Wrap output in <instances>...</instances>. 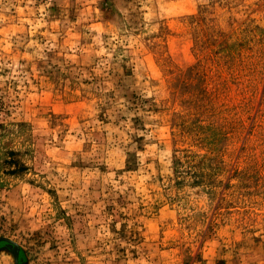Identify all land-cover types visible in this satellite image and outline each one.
<instances>
[{
	"label": "rangeland",
	"instance_id": "obj_1",
	"mask_svg": "<svg viewBox=\"0 0 264 264\" xmlns=\"http://www.w3.org/2000/svg\"><path fill=\"white\" fill-rule=\"evenodd\" d=\"M0 264H264V0H0Z\"/></svg>",
	"mask_w": 264,
	"mask_h": 264
}]
</instances>
